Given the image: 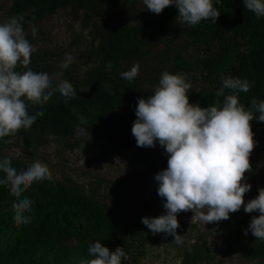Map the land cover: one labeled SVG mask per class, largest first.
I'll list each match as a JSON object with an SVG mask.
<instances>
[{"label": "trees", "instance_id": "trees-1", "mask_svg": "<svg viewBox=\"0 0 264 264\" xmlns=\"http://www.w3.org/2000/svg\"><path fill=\"white\" fill-rule=\"evenodd\" d=\"M213 6L219 11L215 24L202 20L195 26L178 27L187 36L184 47L192 48L184 53L161 36V28L177 16L174 5L166 6L152 19L139 10L134 0H12L7 17L0 23L21 18L23 32H29L39 20L62 11L78 16L80 28L88 29L90 41L78 56L83 70L70 64L58 78L72 84L75 96L66 99L54 91L43 103L26 102L29 114L37 115L36 120L28 128L0 139V151L9 148L10 138L17 136L34 146L44 145L54 137L70 151L100 142L103 156L131 148L130 166H143L149 175H155L166 168L167 154L158 144L137 146L131 127L138 98L153 94L164 71L185 78L198 73L197 77L191 76L192 87L187 95L190 103L201 107L222 104L223 95L216 93L225 77L247 80L250 88L236 93L238 102L254 118L258 116L252 101H264V16L257 17L247 10L243 0H220ZM112 15L120 18L115 26L94 20ZM160 44L165 47L159 48ZM63 61H58L50 50L38 48L31 54L28 68L33 72H58ZM133 64L139 65L137 77L131 81L122 78L120 73ZM14 70L26 69L18 64ZM228 92L225 89V94ZM249 123L253 136L257 130L264 136V122L253 119ZM81 128L85 130L83 134ZM249 163L245 181L253 173V155H249ZM22 195L32 203L31 210L25 213L29 222L18 224L16 210L11 207L16 197L0 185V264H80L92 258L88 246L96 240L109 250L121 246L134 261L145 253L150 231L142 224L140 213L120 212L88 198L71 185L33 183ZM257 195L258 190L250 195L244 193V201ZM242 209L243 205L220 222L222 253H240L248 260L264 263V240L256 239L251 231L244 234L251 217L259 213L242 214ZM181 264L226 263L215 260L206 241H200L185 249Z\"/></svg>", "mask_w": 264, "mask_h": 264}, {"label": "clouds", "instance_id": "clouds-1", "mask_svg": "<svg viewBox=\"0 0 264 264\" xmlns=\"http://www.w3.org/2000/svg\"><path fill=\"white\" fill-rule=\"evenodd\" d=\"M220 0H143L147 10L159 14L166 6L177 9L179 24L195 26L202 20L215 24L219 11L213 5ZM244 7L257 17L264 16V0H243ZM21 18H9L0 23V139L15 134L20 128H28L36 120V114H29L28 104L43 103L54 91L66 99L75 96L73 86L63 75L71 56H66L58 72H33L30 64L35 49L23 34ZM33 35L36 32L32 29ZM26 70L15 71L17 65ZM139 73V65L120 73L126 80H133ZM54 77L57 82L54 84ZM191 84L181 74L164 71L152 95L138 98L131 134L139 147L160 145L167 154L166 168L154 175L157 195L163 200V214L141 217L147 229L155 233L171 235L176 244L183 242L177 233V214L191 211L204 224L229 218V214L241 209L245 213L258 211L250 219L244 234L251 231L259 240H264V188L258 190L255 198L244 201V193L251 184L245 181V172L250 169L249 154L254 147L250 121L264 122V101H252L253 113L238 102L237 92H247V80L227 76L222 80L216 95H223L222 104L201 107L190 103L188 90ZM228 89V94H225ZM86 90V89H81ZM44 111L43 108L40 109ZM83 123V118H81ZM84 133V129H79ZM0 185L5 186L11 196L16 197L11 207L16 210L18 224L29 222L25 215L31 210V200L22 193L34 181L52 180L48 166L39 160L30 163L19 172L11 166L7 157L0 158ZM244 181V182H242ZM91 259L80 264H123L128 260L121 246L114 250L99 240L89 244Z\"/></svg>", "mask_w": 264, "mask_h": 264}, {"label": "rangeland", "instance_id": "rangeland-1", "mask_svg": "<svg viewBox=\"0 0 264 264\" xmlns=\"http://www.w3.org/2000/svg\"><path fill=\"white\" fill-rule=\"evenodd\" d=\"M134 1L139 10L152 19H156L162 13L161 11L156 14L147 10L143 0ZM11 2L12 0H0V21L7 17ZM119 19L117 15L94 18L108 26L117 25ZM181 25L176 18L169 20L161 28V36L167 44L182 48L184 53H189L192 48L184 47L187 36L178 30ZM34 27L36 29L34 35L33 27L23 34L35 50L38 48L50 50L53 55L56 54L58 61L71 56L70 64L74 68L83 70L84 67L78 56L90 41V35L88 29L80 28L78 16L58 11L39 20ZM158 47L165 46L160 44ZM191 76L197 77L198 73L190 74L185 78L186 82H189ZM253 140L255 144L249 155H253L254 168L252 176L246 181L251 184L250 190L246 192L247 195L264 188V136L261 131L255 132ZM10 141L11 146L0 151V158H9L11 166L22 170L36 160L48 166L52 180L34 181V184L76 186V189L88 198L109 204L126 214L140 213L143 216L154 217L166 211L163 208L162 198L157 195L154 175H149L143 166L136 168L130 166L131 148L103 156V151L99 147L100 142L70 151L63 148L54 137L41 146L27 145L19 136L10 138ZM257 149L259 151L255 153ZM258 213V211L245 213L242 209V214ZM192 215L190 210L177 214L179 222L177 233L182 236L181 244L172 241L171 235L150 232L144 255L137 261L128 258L127 264H181L185 249L200 241H206L215 260L222 259L226 264H264L261 261L248 260L240 253L233 255L222 253L224 242L220 231L221 221L204 224Z\"/></svg>", "mask_w": 264, "mask_h": 264}]
</instances>
